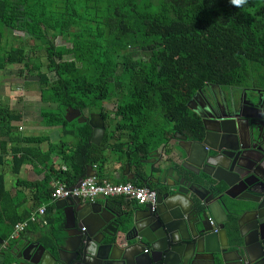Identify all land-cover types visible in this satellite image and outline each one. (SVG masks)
Here are the masks:
<instances>
[{
	"label": "trees",
	"instance_id": "trees-1",
	"mask_svg": "<svg viewBox=\"0 0 264 264\" xmlns=\"http://www.w3.org/2000/svg\"><path fill=\"white\" fill-rule=\"evenodd\" d=\"M60 37L68 43L58 44ZM31 40L43 43L46 65ZM9 66H19V76L26 80L37 77L42 102L57 106L41 111L43 123L76 137L71 148L55 146L72 170H50L59 182L73 185L85 173L76 164L78 154L86 164L101 166L118 133L134 144L141 141L147 152L158 148L193 121L190 110L188 115L184 111L199 89L238 84L254 75L264 78V3L256 7L247 0L237 8L230 0H0V71ZM67 108H90L102 115L110 129L101 146L90 142L88 124L75 127L65 120ZM112 115L119 119L116 123ZM172 117L178 125H171ZM19 119L0 109L3 134L10 136L11 123ZM153 132L162 138L151 141ZM15 151L21 155L17 172L28 151ZM48 182L19 184L36 191L39 205L52 195ZM8 196L0 175V233L6 238L28 218L19 215V206L14 213L5 208Z\"/></svg>",
	"mask_w": 264,
	"mask_h": 264
},
{
	"label": "water",
	"instance_id": "water-1",
	"mask_svg": "<svg viewBox=\"0 0 264 264\" xmlns=\"http://www.w3.org/2000/svg\"><path fill=\"white\" fill-rule=\"evenodd\" d=\"M65 119L89 124L93 129L91 143L101 144L107 129L102 115L92 113L90 108H68ZM204 128L203 141H190L176 132L173 138L179 140V155L156 153L151 156L155 159L141 168L140 175L149 176L147 185L157 193L156 204L116 210L108 203L78 197L58 200L56 208L65 214L63 244L54 236L55 251L47 250L40 241L26 239L10 248L8 241L0 238V264H218V256L222 264H264V235L259 233L261 248H249L253 230L240 225L251 213L261 231L264 199L259 204L260 201L236 199L227 192L221 197L232 203L216 199V168L226 169V163L205 150L212 149L210 138L214 131L207 121ZM77 163L86 170L78 185L86 177L97 176L94 166L86 165L82 155L77 156ZM219 181L231 188V183ZM228 208L239 219V227L246 229L240 233V244L229 242L225 228ZM216 220L221 225L219 233Z\"/></svg>",
	"mask_w": 264,
	"mask_h": 264
},
{
	"label": "crops",
	"instance_id": "crops-1",
	"mask_svg": "<svg viewBox=\"0 0 264 264\" xmlns=\"http://www.w3.org/2000/svg\"><path fill=\"white\" fill-rule=\"evenodd\" d=\"M13 73H15L14 66H9L7 69L0 71V109L10 111L20 116L19 120H15L11 123L12 134L10 136L4 135L0 129V156L3 157V163L0 165V175L4 176L5 188L10 196L5 199L8 201L5 204V208H7L10 213H14L15 205L19 206V215L23 216L28 214L29 218L39 208L45 207L46 214L40 217L38 222L31 224L29 228L17 239H10L14 229L8 238L3 236L1 233L0 238L5 239L8 241V243H22V239H26L31 242L40 241L41 244L47 247V250L55 251L57 249L53 248L55 246V237L59 239L66 237V232L64 231V211L58 210L56 208L57 201L52 200V195L48 200H42L39 205H36V191L28 187L21 186L19 182H28L32 184L43 183L49 178L48 187L52 188V190H54L58 183H64L59 182L54 175L52 176L50 170L53 167L56 171L62 169L66 172L72 170V167H69L65 163V160L63 159L65 153L59 149H56L55 146H60L62 143H65L66 146L71 148L76 144L77 139L73 135H68L67 137L64 136L63 128L61 126L49 127L43 123L41 111L46 108H56L57 106L42 102L41 92L37 86L35 84L28 85L27 83L30 82V79L28 78L26 80L24 79L25 77L19 76V71L17 72V77L22 78L25 80V82L22 85L12 83L13 80H15L14 77L11 78V76L14 75ZM105 104L108 105L107 102H105ZM111 118L114 119L115 123L119 120L115 119L116 117L114 115H112ZM68 123H74L75 127H80L83 125V123H79L77 119ZM105 125L107 128V133V131L110 129V125L107 121H105ZM106 133L99 146H101L104 142ZM161 136L162 134H155L153 132L149 139L156 142L158 140L156 137L162 138ZM31 138H36V140L39 139V142L28 141ZM141 143V141H137V144L129 142L128 136L118 133L114 138V141L109 145V148L104 152L106 156V163L102 164L101 166L92 165L94 166V170L97 172V176L89 178H96L99 181H107L113 184L139 183L144 186H148L147 181L149 180V176H141V168L147 166L146 163L148 160H154L155 157L151 158V156H155L156 153H158V155L160 154L164 156H175V149L178 146L179 140L174 139L172 136L170 139H167L166 142L161 143L158 148H152L151 146L148 152ZM3 145L5 147L4 150H2ZM16 148H24L28 151V155L25 156L27 161L20 166L17 172L15 171L16 163L18 161L17 159H20L21 155H17L18 152L15 151ZM64 149H66V147H64ZM76 164L80 166L77 163V157ZM83 176H85V173ZM130 176H133L134 179H129ZM78 181L79 179L73 185H78ZM42 187L39 189H42ZM96 202L108 203L111 208L116 210L139 205L135 201L125 197H101L98 198ZM1 209L2 207L0 205V212ZM60 244H63L62 239ZM148 249L150 250V248ZM7 264L14 263L7 261Z\"/></svg>",
	"mask_w": 264,
	"mask_h": 264
},
{
	"label": "flooded vegetation",
	"instance_id": "flooded-vegetation-1",
	"mask_svg": "<svg viewBox=\"0 0 264 264\" xmlns=\"http://www.w3.org/2000/svg\"><path fill=\"white\" fill-rule=\"evenodd\" d=\"M259 77L225 87L207 84L199 89L186 103L184 111L188 115L190 110L193 121L187 123L185 132L176 131L187 136L190 141H203L206 132L204 123H209L214 136L210 138L212 149L205 150L210 155H216V160L226 163V169L216 168V199L227 205L232 200L221 197L226 192L236 199L260 201L259 204L264 199V78ZM182 89L183 98L187 99V89L185 86ZM168 120L172 126L178 125L176 118ZM175 154L168 157L179 155L178 148L175 149ZM221 179L231 183V188L224 181H219ZM227 210L229 221L225 223V228L229 242L232 245L240 244V233H245L246 229L242 230L238 224L239 219L230 208ZM210 222L215 227L213 220ZM242 224L253 230L249 238V248H261L258 240L259 233L264 235V220L261 222V231L258 229L256 217L251 213L243 218L240 225ZM220 231L221 225L216 220V233ZM16 244L10 242L9 247ZM220 257L216 261L218 264H222Z\"/></svg>",
	"mask_w": 264,
	"mask_h": 264
},
{
	"label": "built area",
	"instance_id": "built-area-1",
	"mask_svg": "<svg viewBox=\"0 0 264 264\" xmlns=\"http://www.w3.org/2000/svg\"><path fill=\"white\" fill-rule=\"evenodd\" d=\"M82 198L88 202H96L98 198L125 197L139 205L156 204L157 193L148 186H137L132 183L113 184L99 181L96 178H85L79 185L58 183L52 192V200L58 201L69 198ZM46 214V208L41 207L26 221L16 224L10 239H17L31 224L39 221Z\"/></svg>",
	"mask_w": 264,
	"mask_h": 264
},
{
	"label": "rangeland",
	"instance_id": "rangeland-1",
	"mask_svg": "<svg viewBox=\"0 0 264 264\" xmlns=\"http://www.w3.org/2000/svg\"><path fill=\"white\" fill-rule=\"evenodd\" d=\"M249 1L251 3H253L254 5H256V7L261 6L264 3V0H249ZM66 43H68V42L65 41V40H63L61 37L58 38V44H66ZM30 45L33 48V50L36 51L35 55L38 56V57H40L41 62L44 65H46V58H45V54H44V50L45 49H44L43 43H39V42H36V41H32L31 40L30 41ZM67 45L69 46V44H67ZM19 70H20V67L19 66H14V72L15 73H13L14 75H12L11 78L14 77V79H15V80H13L12 83L17 84V85H22L25 82V80H23L22 78L17 77L18 76L17 72ZM42 71L48 73V70H47L46 66H43ZM49 76H50L51 79H53V80L55 79L54 73H49ZM254 78H257L258 79L260 77H259V75H256V76L254 75ZM29 79H30L29 80L30 81L29 82L30 85L36 84V82L38 80L37 77H31ZM257 79H255V80H257ZM257 81H260V80H257ZM17 85H15V86H17ZM109 104L108 105L106 104V107H108L110 110H113V108H114L113 104H110V105Z\"/></svg>",
	"mask_w": 264,
	"mask_h": 264
},
{
	"label": "clouds",
	"instance_id": "clouds-1",
	"mask_svg": "<svg viewBox=\"0 0 264 264\" xmlns=\"http://www.w3.org/2000/svg\"><path fill=\"white\" fill-rule=\"evenodd\" d=\"M230 3L233 6L239 8V7L243 6V5H245L247 3V0H230Z\"/></svg>",
	"mask_w": 264,
	"mask_h": 264
}]
</instances>
